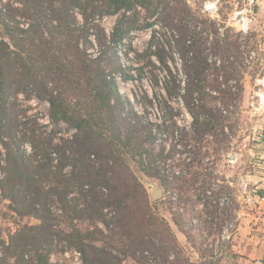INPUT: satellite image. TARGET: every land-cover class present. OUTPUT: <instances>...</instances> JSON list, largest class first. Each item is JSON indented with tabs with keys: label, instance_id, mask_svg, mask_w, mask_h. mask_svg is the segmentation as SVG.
<instances>
[{
	"label": "trees",
	"instance_id": "1",
	"mask_svg": "<svg viewBox=\"0 0 264 264\" xmlns=\"http://www.w3.org/2000/svg\"><path fill=\"white\" fill-rule=\"evenodd\" d=\"M146 2L0 0V139H8L4 140L0 190L19 217L32 216L39 221L19 226L8 242L0 239L3 263L55 264L52 255L75 251L80 253L81 264H150L156 255H162L161 262L152 264H174L171 254L180 258L182 248L177 237L165 218L155 212L149 192L131 171L128 158L133 160L135 153L129 157L124 154L125 144L98 134L94 122L96 116H105L121 104L115 81L113 77L107 79L105 70L119 69L120 62L107 44L101 18L124 11L111 35V43L120 44L135 27L126 12ZM169 3L158 0L155 12L170 18L173 11ZM190 35L188 30L181 31L185 41ZM94 37L103 47L99 57H92L87 50ZM189 46L184 44L179 49L188 54ZM198 72L189 79V87L201 81ZM20 95L28 100L33 95L46 100L56 129L64 121L77 132L66 137L60 132H45L37 119L21 108ZM192 98L191 92L185 95L187 102ZM206 108L203 104L191 109L193 123L201 129L212 125L200 120L199 110ZM188 134L181 132L168 151L162 145L154 152L157 135L150 132L153 142L145 149L149 163L178 160L168 164L166 173L148 167L147 171L160 174L168 188L171 183L179 184L185 168L200 155L198 141L188 139ZM130 135L138 153L141 144L135 143L134 132ZM27 143L30 152L24 149ZM180 200L169 202L177 205L182 215L177 203Z\"/></svg>",
	"mask_w": 264,
	"mask_h": 264
},
{
	"label": "rangeland",
	"instance_id": "2",
	"mask_svg": "<svg viewBox=\"0 0 264 264\" xmlns=\"http://www.w3.org/2000/svg\"><path fill=\"white\" fill-rule=\"evenodd\" d=\"M157 1L148 0L147 5L139 4L126 12V17L135 27L120 44L111 43V35L124 11L106 14V19L100 22L107 35V44L116 51L115 58L120 62L119 69L115 71L104 68L107 79L113 77L115 81L121 104L118 108H111L105 116H96L95 126L99 128L98 134L103 133L108 140L116 138L122 145L125 144L127 153L124 154L135 153L133 160L128 158L131 171L146 187L155 212L169 223L182 248L180 258L171 254V261L174 264H231L227 258L237 230L223 255L219 253L216 256L214 251L215 248L223 249L218 239L240 206L230 183L231 177L241 175L239 166L231 160V153L237 147L236 139L241 142L237 133L241 136L242 132H258L256 122L251 121L259 114L254 113L249 102L251 94L259 89L257 78L264 74V11L251 15L254 21L250 31L244 35L230 19L234 12V0L231 4L228 0H220L217 12L205 7L206 2L213 0H169V10L173 12L166 19L159 15L160 11L155 12ZM182 30L190 31L186 41L181 36ZM93 40V45L87 44V50L91 51L92 57H99L103 54V47L95 37ZM184 44L187 47L190 45L188 54L179 49ZM252 48L257 50L258 55L254 61L247 63L246 54ZM219 60L222 64L218 63ZM197 71L201 81L189 87V79L195 77ZM188 92L193 95L190 102L185 100ZM20 98L21 108L27 110L28 116L37 119L39 127L45 132H60L65 137L72 135V131L77 132L75 127H69L64 121L56 129L50 118V104L46 100L34 95L29 100L24 99V95ZM203 104L208 109L199 110L200 120L211 121L212 125L201 129L193 123L191 109L203 107ZM92 110L95 108L92 107ZM131 132L136 136L135 143L141 144L138 153L130 143ZM150 132L157 135L156 142L150 141ZM177 132H189L187 138L191 140L195 139V132H199L195 140L198 141L200 155L191 167L185 168L184 180H180L177 186L171 183L168 188L163 185L157 171H147L148 167H157L166 173L167 162L157 160L150 164L145 149L152 142L154 152L159 151L161 144H170L171 147L170 136L174 137ZM233 136L236 138L233 139ZM3 140L8 139L5 137ZM174 155L178 157L176 153ZM3 159L0 155V165ZM168 163L173 165L178 160L170 158ZM155 187L162 189L159 198L153 196ZM206 191L207 195H202ZM208 191L212 193V199H208ZM223 191L231 195L232 202L231 209L225 208L221 214L216 212L213 198ZM175 197L181 199L179 206L183 202V210H187H182V215L178 214L177 205L172 203ZM207 200L214 205L210 213L201 209V203ZM196 204L201 211L189 212ZM208 216L213 219L208 220ZM24 223L36 224L39 221L32 216L19 217L0 190V239L8 242L10 234ZM182 227L187 236L181 233ZM2 246L0 243V264H5ZM161 256H153L150 264L160 263ZM52 260L55 264L82 263L78 251L54 254ZM132 263L135 264L134 261Z\"/></svg>",
	"mask_w": 264,
	"mask_h": 264
},
{
	"label": "crops",
	"instance_id": "3",
	"mask_svg": "<svg viewBox=\"0 0 264 264\" xmlns=\"http://www.w3.org/2000/svg\"><path fill=\"white\" fill-rule=\"evenodd\" d=\"M228 3L231 4V0ZM255 11L256 14H262L264 1L256 5ZM254 121L258 132H242L241 136L237 133L241 142L238 143L236 139L237 147L231 153V160L239 166L240 173L249 180L251 188L250 191L243 192L239 185L240 176L230 179L240 203L237 214L231 216L232 219L239 217L237 233L227 258L231 264H252L258 259L264 260V112L251 122ZM181 233L187 236L183 227Z\"/></svg>",
	"mask_w": 264,
	"mask_h": 264
},
{
	"label": "built area",
	"instance_id": "4",
	"mask_svg": "<svg viewBox=\"0 0 264 264\" xmlns=\"http://www.w3.org/2000/svg\"><path fill=\"white\" fill-rule=\"evenodd\" d=\"M261 0H234L233 4H234V12L232 14V17L230 16V19H232L234 21V25L238 28L239 32H241L242 34H247L250 29H251V24L253 23L254 19L251 18V15L255 14V7L258 3H260ZM218 4L219 1L218 0H213V1H208L205 3V7L207 9H211L213 12H217L218 11ZM255 12V13H254ZM107 16H103L101 18L102 19H106ZM258 52L256 49L252 48L250 50H248L247 54H246V62L247 63H251L252 61H254L257 58ZM219 64H222V61L219 60L218 61ZM228 63H231V60H228ZM257 85L259 86V89L257 91H254L251 94V98H250V106L252 108V110L254 111L255 114H260L261 112H264V74L261 77H258L257 79ZM180 133L181 132H177V134H175L174 137L170 136V141L172 142H176L177 138L180 137ZM169 136H167L168 139ZM165 143V142H164ZM166 146L167 151L169 150L168 148L170 147V144L166 145V144H161ZM168 147V148H167ZM181 148V147H180ZM24 149H26L27 152L31 151V146L30 144H25ZM186 154V155H185ZM183 154V157L186 158L188 157V154L185 153ZM0 155H2L4 157L3 159V164H5V157H6V147L4 146V140L0 139ZM190 161V158H187ZM169 161V160H168ZM169 164V163H168ZM1 165H0V179L3 177L4 172L3 170H1ZM180 171V170H179ZM180 173V172H177ZM240 187L242 188L241 190L243 192H248L250 191V182L249 180L246 178L245 175L241 174L240 175V183H239ZM208 199H212V193L208 191ZM202 195H207V191L206 193L202 194ZM175 202L176 200H178V197H175ZM213 200L216 202V212H220L221 214H223L224 209L228 208L231 209V195L229 193L226 192H222L220 194V196L218 197H214ZM179 203V202H177ZM183 203V202H182ZM182 203L180 205V208L182 207L181 210H183V206ZM202 208L206 210V213H210L211 212V208H214V205L212 203V201L207 200L205 203L202 202L201 203ZM195 211H201L199 208V204H196L194 207L193 212ZM208 220H212V216H208L207 217ZM238 221H239V217L236 216V218H234L233 220H231V222H227L226 225L223 228V231L221 233L220 238L218 239V243L221 244L223 249L217 250V248H215L214 251V255H218L219 253H221V255H223L225 252V250L228 249V244L229 242L233 239L235 231L238 229ZM255 264H264V260L262 259H258L256 260Z\"/></svg>",
	"mask_w": 264,
	"mask_h": 264
},
{
	"label": "water",
	"instance_id": "5",
	"mask_svg": "<svg viewBox=\"0 0 264 264\" xmlns=\"http://www.w3.org/2000/svg\"><path fill=\"white\" fill-rule=\"evenodd\" d=\"M161 193H162V189L160 187H155L153 191V196L155 198H159V196H161Z\"/></svg>",
	"mask_w": 264,
	"mask_h": 264
}]
</instances>
